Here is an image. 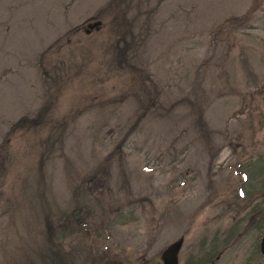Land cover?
<instances>
[{
	"label": "rangeland",
	"instance_id": "1",
	"mask_svg": "<svg viewBox=\"0 0 264 264\" xmlns=\"http://www.w3.org/2000/svg\"><path fill=\"white\" fill-rule=\"evenodd\" d=\"M263 237L264 0H0V264Z\"/></svg>",
	"mask_w": 264,
	"mask_h": 264
},
{
	"label": "water",
	"instance_id": "2",
	"mask_svg": "<svg viewBox=\"0 0 264 264\" xmlns=\"http://www.w3.org/2000/svg\"><path fill=\"white\" fill-rule=\"evenodd\" d=\"M100 24L101 22L98 21L94 24H90V27L93 28L96 26L97 28H99ZM182 241L183 240L181 238V240L173 243L171 246H169V248H167L164 256L165 264H179V251L181 249Z\"/></svg>",
	"mask_w": 264,
	"mask_h": 264
},
{
	"label": "flooded vegetation",
	"instance_id": "3",
	"mask_svg": "<svg viewBox=\"0 0 264 264\" xmlns=\"http://www.w3.org/2000/svg\"><path fill=\"white\" fill-rule=\"evenodd\" d=\"M217 260L220 258V254L216 256ZM212 263H215L216 262V259L215 258H212L211 259ZM204 264H210V262H206Z\"/></svg>",
	"mask_w": 264,
	"mask_h": 264
}]
</instances>
